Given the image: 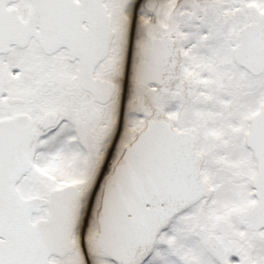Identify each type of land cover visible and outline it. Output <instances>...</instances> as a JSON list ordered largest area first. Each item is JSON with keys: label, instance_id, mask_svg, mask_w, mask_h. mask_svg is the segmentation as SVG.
Segmentation results:
<instances>
[{"label": "snow or ice", "instance_id": "snow-or-ice-1", "mask_svg": "<svg viewBox=\"0 0 264 264\" xmlns=\"http://www.w3.org/2000/svg\"><path fill=\"white\" fill-rule=\"evenodd\" d=\"M0 264H264V0H0Z\"/></svg>", "mask_w": 264, "mask_h": 264}]
</instances>
